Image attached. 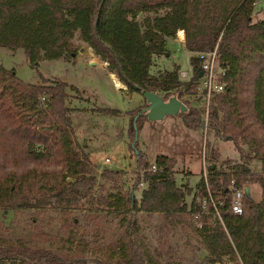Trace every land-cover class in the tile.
Returning a JSON list of instances; mask_svg holds the SVG:
<instances>
[{"label":"trees","instance_id":"trees-1","mask_svg":"<svg viewBox=\"0 0 264 264\" xmlns=\"http://www.w3.org/2000/svg\"><path fill=\"white\" fill-rule=\"evenodd\" d=\"M254 1L0 0V47L21 49L28 64L35 67L40 59L74 57L77 35L126 91L140 94L148 90L159 93L163 100L175 95L186 110L173 117H180L188 129L202 130L200 106H190L185 96L193 94L188 90L197 75L198 59L189 58L192 77L188 83L179 79L177 66L153 70L155 61L166 56V41L176 31L181 38L183 31L187 52L210 51L216 46L224 87L209 103L205 134L231 141L244 162L230 168H207L208 188L222 196L221 221L209 213L207 205L209 212L202 215L200 226L194 224L209 264H264V18L251 21ZM65 86L60 80L24 83L0 65V148L25 160H13L9 169L0 165V208L34 206L39 199L36 192L40 197L61 198L69 205L75 196L68 197L67 192L74 194L94 183L86 156L72 139ZM43 93L48 98L40 103ZM142 100V105L128 111V148L134 158L129 185L97 198L90 195L87 200L88 209L94 212L129 213L122 235L99 264H160L135 226V214L157 213L169 224H178L181 216L199 209L206 195L201 177L193 188L187 183L175 184L171 157L156 156L153 162L160 171L148 170L149 162L137 143L138 130L147 121L141 110L147 104ZM102 110L113 115L119 112ZM247 158L258 161L257 173L249 171ZM40 160L54 167L27 165ZM100 174L106 185L115 188L119 170L103 169ZM230 175L247 188L238 214L230 210L224 192ZM250 183L259 187L258 200L249 193ZM105 184L99 183L97 188L102 191ZM137 189L138 199L134 196ZM16 261L83 264L69 250L0 239V264Z\"/></svg>","mask_w":264,"mask_h":264},{"label":"rangeland","instance_id":"rangeland-1","mask_svg":"<svg viewBox=\"0 0 264 264\" xmlns=\"http://www.w3.org/2000/svg\"><path fill=\"white\" fill-rule=\"evenodd\" d=\"M263 18L264 1L255 0L251 21ZM182 36V39L181 36L178 37L176 31L172 38L167 39L166 56L156 59L153 70L170 69L173 66H177L178 70H189V58L192 55L183 48V31ZM73 44L74 57L40 59L35 67L28 64L21 49L10 51L0 47V65L11 69L24 83L37 84L41 79L65 83V105L70 109L72 139L79 152L86 156L90 167L88 175L95 178L94 183L88 189L79 188L77 193L67 192L68 197L75 196L69 205H65L61 198L47 197L46 194L40 197L39 192H36L35 197L39 199L34 206L0 208V239H18L31 246L69 250L72 255L80 257L83 264H99L107 259L118 237L122 235L129 213L94 212L88 209L87 200L90 195L97 198L119 186L129 185L134 158L128 148V111L142 105L143 100L139 93L113 86L106 75V66H102L103 69L99 64L87 65V61H92V52L77 35ZM190 75L189 71L188 77ZM184 93L183 91L181 97ZM41 95L44 99L48 98V94ZM185 96L188 97L190 106H200L202 117L205 109L201 100L194 94L185 93ZM102 108L117 109L119 112L116 115L104 113ZM208 112L209 105L207 115ZM201 131L188 129L180 117L167 115L160 121L142 122L137 133V143L148 162H153L159 155L173 158L175 184L187 183L193 188L200 178L202 160L205 168L210 165L230 168L244 162L239 160L231 141L217 139L210 132L204 134ZM3 151L1 147L0 165L6 169L12 167L13 160L25 161L15 158L10 151ZM105 158L108 162H104ZM245 161L250 172L259 171L257 160L247 158ZM27 165L36 169L54 167L43 160L29 161ZM103 169L120 171V175L115 178V188L105 184L106 179L100 174ZM99 183L106 185L102 191L97 188ZM248 188L251 197L258 200V185L250 183ZM134 196L138 199L139 189L134 191ZM134 217L135 226L149 248L157 254L160 264H209L204 260L206 252L188 215L181 216L179 223L173 225L157 213L138 212ZM1 264L23 263L16 261Z\"/></svg>","mask_w":264,"mask_h":264},{"label":"built area","instance_id":"built-area-1","mask_svg":"<svg viewBox=\"0 0 264 264\" xmlns=\"http://www.w3.org/2000/svg\"><path fill=\"white\" fill-rule=\"evenodd\" d=\"M182 32V30H181ZM183 38V36H182ZM181 38V39H182ZM190 53V52H189ZM192 56L198 59L197 75L191 80L190 90L192 93L201 100V104L205 109L202 116V131L205 134L206 124H207V108L212 100V98L221 93L224 87V84L221 80V77L224 74L223 69L220 67L217 55H216V46L213 47L210 51H198L190 53ZM192 73V67L190 65L189 70H178L177 74L179 79L182 82H189L192 74L188 77V72ZM201 74L199 75V73ZM44 97H40L39 101L42 103ZM104 162H108V159L105 158ZM201 174L204 190L206 195L201 199L199 204V209L189 213V218L196 226H200L201 217L203 214H207V205L210 206V214L213 217H216L219 221V206L222 204V196L217 193H213L208 188L207 178L208 171L207 167L205 168L203 160L201 161ZM148 170L150 171H160L159 167H156L154 162H149ZM139 187H142V182L139 183ZM245 185H238L234 177L230 175L228 183L224 189V192L228 198V203L230 210L233 213H240L242 209V200L245 194Z\"/></svg>","mask_w":264,"mask_h":264},{"label":"water","instance_id":"water-1","mask_svg":"<svg viewBox=\"0 0 264 264\" xmlns=\"http://www.w3.org/2000/svg\"><path fill=\"white\" fill-rule=\"evenodd\" d=\"M140 95L147 104L141 110H143L146 120L149 122L160 121L167 115L176 116L186 110V106L175 95L168 97L166 100H163L157 93L148 90L141 91ZM139 113L140 111L133 117V126L134 120ZM244 191L247 194V188Z\"/></svg>","mask_w":264,"mask_h":264},{"label":"crops","instance_id":"crops-1","mask_svg":"<svg viewBox=\"0 0 264 264\" xmlns=\"http://www.w3.org/2000/svg\"><path fill=\"white\" fill-rule=\"evenodd\" d=\"M92 61H87L86 64L87 65H95V64H99V66L101 68H103L105 66V63L104 62H101L100 60H98L93 54H92V58H91ZM103 66V67H102ZM104 69V68H103ZM106 72V75L110 78V80L113 82V86H114V80L117 81V79L114 77L113 74L109 73L107 70H105ZM118 82V81H117ZM119 83V82H118ZM120 84V83H119ZM120 87H116V88H120V89H123L125 88L122 84L119 85ZM137 94V93H136ZM137 100V99H136ZM210 167V166H209Z\"/></svg>","mask_w":264,"mask_h":264},{"label":"bare ground","instance_id":"bare-ground-1","mask_svg":"<svg viewBox=\"0 0 264 264\" xmlns=\"http://www.w3.org/2000/svg\"><path fill=\"white\" fill-rule=\"evenodd\" d=\"M119 85H120V84H119L116 80H114V86H115V87H120ZM120 88H121V87H120Z\"/></svg>","mask_w":264,"mask_h":264}]
</instances>
